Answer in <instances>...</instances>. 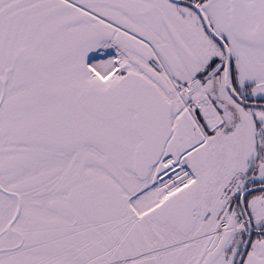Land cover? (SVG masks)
I'll list each match as a JSON object with an SVG mask.
<instances>
[{
	"label": "snow or ice",
	"instance_id": "6c2138e0",
	"mask_svg": "<svg viewBox=\"0 0 264 264\" xmlns=\"http://www.w3.org/2000/svg\"><path fill=\"white\" fill-rule=\"evenodd\" d=\"M0 264H264V0H0Z\"/></svg>",
	"mask_w": 264,
	"mask_h": 264
}]
</instances>
